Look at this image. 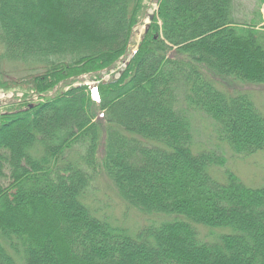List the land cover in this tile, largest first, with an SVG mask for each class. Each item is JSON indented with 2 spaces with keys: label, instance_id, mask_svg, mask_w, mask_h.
Returning a JSON list of instances; mask_svg holds the SVG:
<instances>
[{
  "label": "trees",
  "instance_id": "16d2710c",
  "mask_svg": "<svg viewBox=\"0 0 264 264\" xmlns=\"http://www.w3.org/2000/svg\"><path fill=\"white\" fill-rule=\"evenodd\" d=\"M234 1L160 0L119 75L90 87L72 84L127 56L144 0H0V88L42 99L0 112V264H264V184L214 180L224 157L197 150L191 121L237 157L264 151L249 93L211 77L264 84V8L239 19ZM4 62L31 72L5 79ZM101 173L165 219L131 235L97 215Z\"/></svg>",
  "mask_w": 264,
  "mask_h": 264
},
{
  "label": "rangeland",
  "instance_id": "374dc122",
  "mask_svg": "<svg viewBox=\"0 0 264 264\" xmlns=\"http://www.w3.org/2000/svg\"><path fill=\"white\" fill-rule=\"evenodd\" d=\"M160 0H144V11L139 18V22L133 27L131 34V41L129 44L128 54L136 48L143 34L145 25L149 22V15H155L158 9ZM235 15L239 19L251 17V14L256 9L260 8L263 12L264 4L260 5L259 0H235L234 1ZM121 57L115 62L114 68L108 73H100L97 76L82 75L73 82V86L79 82L91 85L96 83L97 79L108 80L111 77H117L122 69L123 61L127 57ZM1 70L4 73L3 78L8 80H16L28 76L31 72L26 64L21 63H7L1 64ZM211 76V75H210ZM216 86L226 90H240L249 93L256 108L264 117V84H244L230 80L228 84H223L219 78L211 76ZM65 90L67 86L63 87ZM36 92L32 88H22V86H12L9 89L0 88V112L9 109L11 106L18 105L24 102L36 103ZM28 101V99H31ZM40 100H42L39 97ZM37 100V101H40ZM191 121L194 127V140L197 150L203 148L204 151L210 148L218 150L219 154L224 157V165L222 167H212L209 170L210 176L217 182L224 184L226 182L224 171H228L237 176L240 181L250 188H258L264 184V151L256 152L245 157H237L231 153L228 147L223 143H218L217 131L214 127V122L207 118L202 113L191 112ZM194 147V146H193ZM194 153L200 152L193 148ZM99 155H101L99 153ZM86 201L96 208L97 215L105 216L116 226L126 230L129 234L134 235L138 229L147 223H159L163 221L164 217H147L143 216L133 207L127 205L121 200L113 185L105 175L98 174L93 178V186L91 194L86 198ZM198 231L204 239L211 238L212 234L202 227H198ZM217 233V232H213Z\"/></svg>",
  "mask_w": 264,
  "mask_h": 264
}]
</instances>
